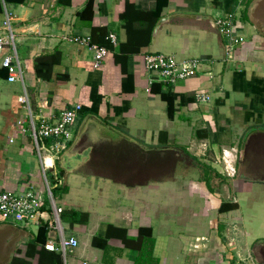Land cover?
<instances>
[{
  "label": "crops",
  "instance_id": "1",
  "mask_svg": "<svg viewBox=\"0 0 264 264\" xmlns=\"http://www.w3.org/2000/svg\"><path fill=\"white\" fill-rule=\"evenodd\" d=\"M90 1L91 21L80 17ZM127 1L139 13L125 29ZM6 13L25 84L9 83L0 67V192L44 189L32 121L41 127L83 106L69 148L88 158L72 171L57 162L67 189L58 205L88 215L86 225L63 221L80 242L68 264H136L139 252L124 236L135 239L142 227L153 229L158 264H264V0H0V35ZM229 13L244 37L236 63L225 62V39L213 26ZM154 16L151 43L139 48ZM74 35L109 51L101 69L89 46L63 40ZM147 54L204 58L206 69L149 87ZM47 55L61 58L48 81L35 72ZM65 74L69 81L58 84ZM161 92L173 99L172 116ZM197 93L211 101L198 103ZM222 204L237 208L220 213ZM41 227L0 215V264H51L44 245L53 238L48 232L43 242Z\"/></svg>",
  "mask_w": 264,
  "mask_h": 264
},
{
  "label": "built area",
  "instance_id": "2",
  "mask_svg": "<svg viewBox=\"0 0 264 264\" xmlns=\"http://www.w3.org/2000/svg\"><path fill=\"white\" fill-rule=\"evenodd\" d=\"M236 17V13H229L216 17L213 22V26L225 39L224 60L227 63H236L237 54L240 53L244 41L241 31L237 28ZM109 39L116 44L115 35H110ZM63 40L67 43L89 46L94 54V69H101L109 55L106 48L92 45L89 37L64 36ZM143 59L145 69L151 74L149 87L154 83L175 85L194 78L201 73V66L206 64V59L181 60L176 56L164 54H147ZM0 67L8 71L9 83L25 84V64L18 53V41L12 27V15L9 13H6L3 33L0 35ZM196 100L198 103H209L211 96L197 93ZM82 107L81 104H75L60 112L54 121L44 122L41 127H36L35 121H32L31 134L41 170L45 176L44 189L38 190L31 187L23 193L0 192V215L3 221L18 224L27 230L35 226H43L48 232H56V239L48 240L44 249L61 254L64 264H68L67 257L79 248L80 242L76 237L66 235L61 218L63 209L58 205L57 198L54 196V190L64 184L62 177L58 175L57 162L74 138L71 130L79 118ZM31 117H33L32 113ZM47 140H51L53 144L47 145ZM225 164L227 173L234 175L235 168L228 161H225ZM48 173L52 174L53 182L47 178ZM82 264L89 263L83 262Z\"/></svg>",
  "mask_w": 264,
  "mask_h": 264
},
{
  "label": "trees",
  "instance_id": "3",
  "mask_svg": "<svg viewBox=\"0 0 264 264\" xmlns=\"http://www.w3.org/2000/svg\"><path fill=\"white\" fill-rule=\"evenodd\" d=\"M127 3H129V7H127V11H125L124 14L121 15V19L125 22L124 27L125 29L130 28L129 27V22H128V16H131L132 13L136 12L139 13L136 10H132L131 6H133V3H131L130 1H127ZM80 17L85 18L89 21H91V19L93 18V3L92 1H90L85 10L80 14ZM159 17L154 16L153 22L151 23V25L148 26L147 28V34L146 37L144 38V40L142 42L136 41L135 43L139 45V48L143 47V46H149V44L151 43V36L154 30V27L157 23ZM146 31V30H144ZM136 40V39H135ZM130 42V38L127 40ZM139 48L136 49V53L139 52ZM58 55V54H57ZM60 55V54H59ZM199 60H205L204 58H198ZM61 62V58L59 56L56 55H47V56H42L39 57L38 59H36L35 61V72H36V76L42 80H51V76H52V70L53 67L55 66V64H59ZM69 75L65 74L63 76H58L57 77V82L58 84H66L69 81ZM162 93V98L167 101L168 103V112L169 115L172 116L173 114V99H171L170 97H167L165 92H161ZM63 185L58 186L55 190H54V196L57 197L58 194H60L61 197H59L58 199V203H61V199L64 195L67 194V189L66 188H62ZM61 187V189H59ZM237 208V206L235 204H222L220 207V213H226V212H230L233 211ZM63 209V213H62V221L64 222H69L72 226L75 224H82V225H86L87 221H88V215L87 214H81L78 213L75 210H66L64 207H62ZM41 237H42V241L45 242L46 238H47V229L44 227H41L40 231H39ZM93 244L97 245V241L95 240L93 242ZM124 244L126 246L132 247L135 250H137L139 252V257L137 260L136 264H158L156 259L153 257V251L155 248V239L153 237V229L151 227H142L139 229V234L138 237L133 239V238H129L126 235L124 236ZM46 251V250H45ZM50 254V257L52 258V263L51 264H63L62 261V256L55 254L53 252H49L46 251Z\"/></svg>",
  "mask_w": 264,
  "mask_h": 264
},
{
  "label": "water",
  "instance_id": "4",
  "mask_svg": "<svg viewBox=\"0 0 264 264\" xmlns=\"http://www.w3.org/2000/svg\"><path fill=\"white\" fill-rule=\"evenodd\" d=\"M157 31V29L155 30V32ZM206 65H202L201 66V72L204 71L206 69L205 67ZM264 129V128H262ZM264 131V130H262ZM71 149L68 148L60 157V160L63 163L64 168L67 171H72L73 169H75L84 159L88 158V154L89 152H83V153H77L74 155H70ZM56 232L51 231V237L53 239H56Z\"/></svg>",
  "mask_w": 264,
  "mask_h": 264
},
{
  "label": "rangeland",
  "instance_id": "5",
  "mask_svg": "<svg viewBox=\"0 0 264 264\" xmlns=\"http://www.w3.org/2000/svg\"><path fill=\"white\" fill-rule=\"evenodd\" d=\"M57 202H58V199H57ZM59 204V203H58ZM66 234H68V233H66Z\"/></svg>",
  "mask_w": 264,
  "mask_h": 264
}]
</instances>
